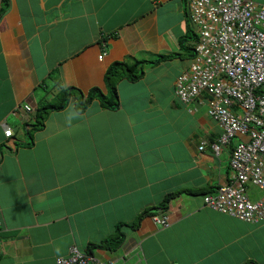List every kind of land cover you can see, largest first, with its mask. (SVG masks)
<instances>
[{
	"label": "crops",
	"instance_id": "0c3cea01",
	"mask_svg": "<svg viewBox=\"0 0 264 264\" xmlns=\"http://www.w3.org/2000/svg\"><path fill=\"white\" fill-rule=\"evenodd\" d=\"M7 1L0 17V264H56L71 248L106 264H264V221L246 223L203 202L231 181L236 141L214 154L210 144L221 131L207 106L174 96L193 58L188 0ZM173 54L135 82L118 81L115 110L94 100L78 112L71 97L26 147L36 107L58 104L62 89L105 93L111 64ZM247 192L260 196L254 187ZM159 213L169 217L167 227L153 222ZM118 225L122 242L98 246Z\"/></svg>",
	"mask_w": 264,
	"mask_h": 264
},
{
	"label": "built area",
	"instance_id": "2783aa9c",
	"mask_svg": "<svg viewBox=\"0 0 264 264\" xmlns=\"http://www.w3.org/2000/svg\"><path fill=\"white\" fill-rule=\"evenodd\" d=\"M187 17L196 36L189 68L176 79L174 96L190 106L198 98L218 123L220 135L210 144L214 154L238 139L231 150V181L206 194L212 210L246 223L264 221V5L251 0H188ZM105 50L98 56L101 60ZM205 98V99H204ZM25 112H32L28 105ZM191 110V109H189ZM10 131L5 132L6 136ZM201 142L199 150H203ZM260 192L251 200L247 188ZM161 227L166 213L151 216ZM72 250L56 264H106Z\"/></svg>",
	"mask_w": 264,
	"mask_h": 264
},
{
	"label": "trees",
	"instance_id": "16d2710c",
	"mask_svg": "<svg viewBox=\"0 0 264 264\" xmlns=\"http://www.w3.org/2000/svg\"><path fill=\"white\" fill-rule=\"evenodd\" d=\"M1 2L2 5L0 7V17L4 15L8 10V1L1 0ZM190 33L191 35H193V38L190 39L195 40L196 36L193 30H191ZM187 50L192 51L191 56L193 57V47L191 48V50ZM174 56H178V54H173L169 56H159L155 61L134 60L132 63L115 62L111 64L104 74L105 93L97 87L88 90L86 94H83L81 90L75 87H67L62 89L61 91H59L60 102L58 104L46 103L36 107L35 112L33 114L34 122L25 126V133L28 140V142L26 143V147H30L33 144V136L39 129L44 126L48 114L53 111H60L64 109L65 105L68 103L71 97L74 96L75 98H77L76 110L78 112L85 111V109L94 100H97L105 109L115 110L119 106L118 94L116 89V84L118 81L126 80L128 82H135L142 77L146 67L157 64ZM172 195L173 194L167 195L165 201L161 203L162 210L166 209L165 204L170 201ZM120 227L121 225H118L116 227L114 236L106 238L98 246L106 247L107 249H113L117 247L123 239V234L122 232H120ZM86 253L91 254L90 250H87Z\"/></svg>",
	"mask_w": 264,
	"mask_h": 264
},
{
	"label": "clouds",
	"instance_id": "9594fccd",
	"mask_svg": "<svg viewBox=\"0 0 264 264\" xmlns=\"http://www.w3.org/2000/svg\"><path fill=\"white\" fill-rule=\"evenodd\" d=\"M32 112H33V110H32ZM30 113H31V112H30ZM7 130H9V131L11 132L9 136H6V134H5V132H6ZM4 135H5L6 138H10V137L12 136V130H10L9 128L5 129V130H4Z\"/></svg>",
	"mask_w": 264,
	"mask_h": 264
},
{
	"label": "rangeland",
	"instance_id": "374dc122",
	"mask_svg": "<svg viewBox=\"0 0 264 264\" xmlns=\"http://www.w3.org/2000/svg\"><path fill=\"white\" fill-rule=\"evenodd\" d=\"M188 19H189V18H188ZM189 22H190V20H189ZM49 100H50L51 103H54V101L52 100V98L49 97ZM238 139H241V138H238ZM238 139H235V141H237ZM235 144H236V143H235ZM249 188H253V187H252V186H249L248 189H249Z\"/></svg>",
	"mask_w": 264,
	"mask_h": 264
}]
</instances>
